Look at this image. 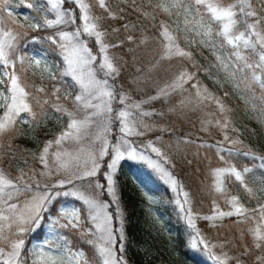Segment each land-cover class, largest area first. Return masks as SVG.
I'll list each match as a JSON object with an SVG mask.
<instances>
[{
  "label": "snow or ice",
  "instance_id": "6c2138e0",
  "mask_svg": "<svg viewBox=\"0 0 264 264\" xmlns=\"http://www.w3.org/2000/svg\"><path fill=\"white\" fill-rule=\"evenodd\" d=\"M66 2L69 0H45L47 11L54 13L55 19H49L45 15L40 21H34L25 26L19 23L12 11L8 10L7 6L10 0H0V7L7 11L12 23L20 28L27 27L39 30L42 27L54 28L75 24L77 19L82 21V25L77 27L75 31L59 30L46 37L52 44L57 45L64 63L67 65L62 74L71 76L80 91L74 98L75 110H69L60 104H52L57 112L68 116L69 123L66 130L62 131L55 140L45 142L39 156L36 157L44 166V170L37 172L30 169L29 174L23 169H19V174L13 178L10 173L0 167V264H27L23 255L26 245L25 235L41 227L45 220V213L51 211L55 198L60 195L71 196L81 201L93 228L83 229L81 209L68 207L57 209V215L51 219V237L32 249L31 264H90L85 252L82 249H72L69 246L70 241L59 234V229L78 230L82 237L91 234L93 238L86 239L85 243L95 249L100 264H127L122 255L117 256L116 254V236L112 228V214L107 211L109 204L101 201L95 191L104 189L105 185L99 181L93 183L89 178L97 176L101 168L100 160L111 153V162L107 165L109 171L104 173L107 182L106 191L111 196L112 202L117 204V216L122 217L114 179L117 165L125 155L130 158L146 159L142 153L138 154L135 148L129 147L130 141L125 137L143 135L142 131H138V127L151 128L150 125L144 123L142 117L153 115L154 110L145 111L142 105L162 97L166 99L173 91L178 88L182 89L183 85L192 80L195 75V73H189L187 69H182L175 79L160 87L156 95L128 103L131 101V96L126 92L117 93L115 85L109 83L108 77L115 80L120 75V68L114 62V58L108 54L110 47H118V45H110L104 41L103 37L106 33L101 31L99 26L101 17L92 13V6L87 0H70L78 7L79 17L76 16L74 9L63 7ZM96 2L100 8L108 11L109 16L115 18V14L107 9L105 0H96ZM149 4H151V0H149ZM26 6L28 8L34 7L32 3H27ZM154 8L169 16L175 15L178 20L182 16L183 30L194 33L195 36L200 37L199 43L201 45L213 50L216 55L217 66L225 72L226 79L234 81L236 88L243 84L245 90L252 93V99H260L264 102V0H158ZM173 9L176 11L173 12ZM143 15L148 17L151 14L144 12ZM24 19L29 20L30 18L25 16ZM152 19L155 17L152 16ZM160 29V36L163 37L160 59L187 58L195 65L192 53L180 46V37L176 30H170V26L165 21H160ZM113 31L118 30L113 29ZM85 34L89 37H95V41L99 45V52L103 54L102 62L97 68L92 67L93 62L96 61V56L92 54L87 43L80 39ZM26 36L27 31L21 33L9 29L0 32V66H2L0 85H5V88L0 90V108L4 109L0 115V150L4 148L3 138L5 135L13 132L21 134L18 127L19 123L32 124L37 121L38 113L33 110L32 102L41 109L40 115L44 114V105L49 103L47 99H42L39 95V93L46 91L43 86L31 85L26 78H22V75L18 74L17 61L20 64V73H27L29 69L37 68L41 69L42 79L44 73H47L49 78L56 79V76L51 72V67L44 60L17 55L19 43ZM32 39L37 38L33 37ZM127 39L132 41L133 37L128 36ZM184 39L188 43L187 37ZM146 40L147 37L141 43ZM191 43L195 44L196 41L192 40ZM224 48L231 49L228 56L218 54L219 50ZM97 72H102L105 78H98ZM33 87L36 94L28 90ZM192 87L196 88L195 96L198 103L203 104L206 101H211L217 105L223 122L218 119L215 123L221 129H228L231 125V119L227 113L231 112V109L219 97L208 92L207 88L199 87L198 83L193 84ZM257 88L261 92L260 97L256 96L255 90ZM59 91L60 89H54L52 95H56ZM117 95L120 97L119 103L124 105V108L119 110L116 115V119L120 121L121 125L120 132L124 135L121 136L120 143L110 145L107 134L111 130L112 117L110 114L113 112L111 102ZM57 100H59V96H57ZM183 103L184 101H181V104ZM245 103L248 104L249 100L245 99ZM251 107L253 111L256 110L255 104H251ZM132 109L136 111L133 112ZM81 111L84 115L82 118H78V113ZM261 111L264 112V108ZM22 113H26L28 118H23ZM158 114L163 115V113ZM261 122H264V119ZM232 130L238 131L235 128ZM85 137H89L93 144L99 142V147L88 151L80 148L76 155L67 151L57 150L53 152L51 155L54 157L53 163L56 174L63 178L57 179L51 184L47 183L46 181L53 176L49 165V149L53 144L58 149L68 140L79 145ZM224 140L233 145L242 144V141L238 139L230 140L227 133L224 135ZM11 147L10 137L8 148L11 149ZM147 147L157 156L167 160L161 149L155 147L151 141L148 142ZM236 150L239 151V149ZM242 154L261 161L259 167L264 169V155H257L250 150L244 151ZM2 156L3 152L0 151V159ZM221 158L223 159V157ZM149 163L163 174L173 190L177 189L178 182L170 172L158 162L149 160ZM250 171L252 170L248 167L242 171L235 167L216 169V190L222 191L223 177L228 174L234 176L244 186L245 190L251 193L252 189L248 187L244 179L245 174ZM76 181L89 182L77 187ZM66 185H72V188L63 192L53 191L54 189H63ZM25 192L33 194L23 204L11 202ZM183 197V203L177 200L181 210H184V205L190 203L187 192H183ZM231 203L232 211L224 212L217 209L216 215L204 217V219L214 220L232 215L242 216L246 220L252 219L255 221V226L249 228V233L253 238L252 244L256 249L264 248V205L260 206L259 220H256L255 217L246 215L250 210L239 204L236 196L231 197ZM186 218L189 226L195 231L190 246L196 248L202 244L204 248L209 249L211 254L209 245L201 237L199 230L196 229L190 208L187 209ZM120 222L123 225L122 218ZM119 239L124 240L122 226L119 229ZM53 240L57 242L55 249H52ZM61 241L63 243H60ZM123 251L124 246L121 243L119 252L123 253ZM248 253V246L245 245L243 255H248ZM213 259L217 260L218 264H226L227 259H235L236 264H243L239 258L226 257L225 260H221L220 257L213 256ZM255 264H264V254L256 257Z\"/></svg>",
  "mask_w": 264,
  "mask_h": 264
},
{
  "label": "rangeland",
  "instance_id": "374dc122",
  "mask_svg": "<svg viewBox=\"0 0 264 264\" xmlns=\"http://www.w3.org/2000/svg\"><path fill=\"white\" fill-rule=\"evenodd\" d=\"M87 2H89L90 4L92 2V4L99 7L96 0H87ZM27 3H32L34 7L28 8L26 6ZM105 3L107 9H109L112 13H114L115 10L118 9L119 6L123 3H131L133 7H135L137 4H135L134 0H105ZM154 5V2H152L151 4H149L148 2L146 9L135 8L136 12L138 13L136 19L139 23H128V27L126 28L124 26L121 30L126 32L134 28L144 29L146 27L145 19L151 18V15L145 17L143 13L148 12L150 14H153L154 10H156V8H154ZM7 8L8 10L13 12L15 18L19 21V23L25 26L34 21H40L45 15H47L49 19H55V14L47 11L45 0H10V3ZM99 9L101 10V12L99 13L100 15L96 14V16L101 17V15H103L102 13L105 12L107 13V15H109L108 11H106L105 9L100 7ZM127 9L128 8L123 11L121 10L120 13L127 11ZM175 11L176 10L173 9V12ZM25 16L29 17L30 19L25 20ZM160 21H165L170 26V30H176L180 37H187L188 43L186 44L188 47L184 46L183 43H180V46L185 50L190 51L192 53V57L194 55L193 53L195 52L202 53V51H206L208 57L206 59V66L211 67V73L213 74L210 73V81L213 85L218 88H223L224 86L228 88H236L234 87L235 82L226 79L225 72L217 66L216 55L214 54L213 50L210 47H205L201 45L199 43L200 37L195 36V34L192 32H185L183 30L184 24L182 16L178 20L175 15H172L171 19L159 20L158 24H155L156 22L153 21V19L151 18L150 24H153V28H156L155 30H153L152 26L149 25L148 29L151 28L149 30L155 32L153 33V35H145L141 37V40L134 44V48H131L132 50L127 52V55L124 57V59L119 61V55H115L114 53L112 54V52L108 49V54L114 58V62L120 68V75L116 77L115 80H113L111 77H108L109 83L115 85L117 93L126 92L131 96V101H128V103H131L132 101H140L143 99H147L149 96L156 95L160 87H163L166 83H170L173 79H175L178 73L182 69H184L183 61H186L187 58L173 57L170 60L160 59V55L162 52L161 41L163 40V37L160 36ZM100 22L103 23V20H100ZM73 25L75 24L54 27L51 34H48L47 36H43L41 38L36 37L37 39L35 40H26L23 46V52H20L22 48L17 52V55H24L26 57H36L44 60L51 67V72L56 76V79L53 80L49 78L47 73L43 74L44 78L42 79L41 69L37 68L29 69L27 73H20V64L17 61L18 74H21L22 78H26L27 82L31 85L43 86L46 91L44 93H39V95L42 99H47L49 103L44 105V114L40 115L41 109L37 107L34 102H32L33 110L38 113L37 121H34L32 124L19 123L18 127L20 129L21 134H16L14 132L8 133L10 136L13 137V139H15V142L11 143L12 147L9 150H11V152L17 156V162L15 163L13 171L6 170L5 167H2L1 165L0 167H2L6 172L10 173L13 178L19 174V169H23L26 173L29 174L30 169H34L37 172L43 171L44 166L36 157L39 156V153L44 147L46 141L55 140L56 137L62 131L66 130L67 124L69 123L68 116L61 112H57L55 108L52 107V104H60L69 110H75L74 98L77 94H79V87L72 80L71 76H65L62 74L64 69L67 67V65L64 63L63 56L61 55V52L58 49L57 45L52 44L51 41L46 39V37L54 34L59 30L75 31L74 29H69ZM81 25L82 21L77 19L76 28ZM9 29H14L15 31L21 33L27 31V34L31 30H33L27 27L20 28L16 24H13L11 19L7 15V11L0 7V32ZM113 29L108 30V32H106V35L103 37L106 43L110 37L116 38L119 35L117 34L118 32L113 31ZM145 37H147V40L144 43H141V41L144 40ZM86 38L88 39L90 37L86 34L80 37L81 40L87 43ZM192 40H195L196 43H191ZM217 43H219V41H217ZM87 46L89 49H91L92 54L96 56V61L93 62L92 67L97 68L99 63L102 62L103 54L99 52V45L96 43L95 37L90 40V44H87ZM196 46L202 48L203 50L198 49ZM42 47L46 48L49 53L55 54L59 58V60L55 59L53 55L48 56L46 51L42 50ZM218 54L228 56L229 52L227 51V48H224L220 49ZM153 65H155V67H153ZM123 69H126V71L130 70L133 72H130V74L126 77L122 75ZM137 69H139V71H137ZM203 71L202 73L204 75H208L209 70L206 69L204 72ZM57 72L59 73L58 76ZM0 76H2V66H0ZM97 76L100 79L105 78L102 72H97ZM122 81L124 83H122ZM193 84H197V82H192L190 84H188L187 82L183 85L182 89L178 88L176 90L178 92V101L170 97L173 92L166 99L163 97L160 98L163 100L164 113L162 111L158 113H163L164 115L172 111L174 117L180 118V120L182 121L181 127L185 125L187 128V131L185 132V137L174 138V135H169V124L163 122L159 123L156 119H153L154 117H152V115L142 117L144 123L151 126L150 129L138 127V131H142L144 133L143 135H131L125 137L128 141H130L129 147L135 148L137 153H142L146 157V159L130 158L125 155V157L121 159L119 161V164L117 165V170L114 174V179L116 181V192L119 201L118 206L120 212L122 213V217L117 216V204L112 202L111 196L106 191L107 182L104 178V173L109 171L107 165L111 162V153L109 155L104 156L103 159L100 160L101 168L97 176L89 178L93 183L99 181L101 184L105 185L104 189H99L95 191L101 201L109 204L107 211L112 214V228L116 236V254L117 256L122 255L127 261V264H161L159 261L153 259L155 249H153L151 246L157 243L167 244L166 242L170 240V236L173 234V230L167 222L166 216L160 210L159 207L162 202L160 194H158L155 190L147 187L144 184L141 179V176L139 175V171L142 170L144 173H148L149 180L154 181L156 185H159L163 190L169 192L170 198L165 199V202H169L171 203V205L175 206L181 219L186 223L188 227H190L187 222L186 212H184V210H181L180 204L177 203V200L183 203L184 191L180 189L179 184L177 189L173 190L171 184L166 181V178L161 172H159L156 168L152 166V164L149 163V160L158 162L163 168H165L168 172L172 174L169 165L172 164L174 154L178 153L179 151L181 152V149L183 148L191 150L194 153H198L203 151L204 147L212 145L214 142H216L214 143V149L215 153H218L217 163L219 162V148H222L221 146H219V129H221V127L214 123L215 129H208V124L203 121V119H205L207 116L205 108H203L204 103L200 104L197 102V98L195 96L196 88L192 87ZM201 84L198 83V86L205 88L204 84ZM2 86L5 85H0V90L4 89L2 88ZM122 86L125 87L123 88ZM54 89H60V91L56 95H52ZM236 89H238V94L242 101L248 99V97L244 93V90L241 87ZM28 90L33 92V94H36L34 87L29 88ZM57 96H59V100H57ZM119 99L120 97L119 95H117L116 98L111 102L113 108V112L110 114V116L112 117L110 124L111 130L107 134V138L110 142V145L120 143L121 136L124 135L120 132V121L116 119V115L119 110L124 108V105L119 103ZM154 101L149 104L142 105V108L145 111L154 110V112H156L157 109L151 107ZM181 101H184V103L181 104ZM249 102H251L250 104H254L252 103V101ZM208 106H213V108L216 109V120L219 119L221 120V122H223V118H219V115L221 114L217 109V105L215 103H209ZM179 108H181L182 110L178 111ZM251 108L252 107L250 105V109ZM3 111L4 109L0 108V115H2ZM132 111L135 112L136 110L132 109ZM83 115L84 113L82 111L79 112L78 118H82ZM21 116L23 118H28L26 113H22ZM158 116L160 115L158 114ZM201 124L202 126H199ZM231 125L228 129H232ZM236 126V128L238 129V131H236L237 135L232 134L228 136H233L234 138L242 137V130H240V126ZM228 129L221 130L227 131ZM225 133L226 132H223V136L225 135ZM6 136L7 135H5V137ZM5 137L3 138V142H5ZM149 141H151L155 147L161 149L164 156L167 157V160H164L160 156H157L156 153L152 152L151 149L147 147ZM98 147L99 142L93 144L89 137H85L79 145H77L71 140L65 141L59 149L55 144H53V146L49 149V165L52 169L53 176L50 180L46 182L51 184L54 183L57 179L63 178L61 175L56 174L55 166L53 163L54 157L51 155L53 152L57 150L67 151L72 153L73 155H76L80 148H83L85 149V151H88ZM229 167H233L232 164L227 161H223L222 166H219V164H214L207 169L210 177L209 185L214 191L221 192L216 190L215 170L218 168ZM172 176L175 178L173 174ZM224 177L222 187L224 185ZM25 178L27 179V177ZM88 182L89 181H76L75 184L77 187H79L81 184H87ZM71 188L72 185H66L63 189H54L53 191L63 192ZM40 190L42 191L43 189L41 188ZM32 194L33 193L31 192L21 193L19 197L15 198L11 202L23 204V202L29 199ZM254 196L257 201H262L264 203V179L261 178L259 184L254 189ZM189 204L184 205V209H188ZM229 206L230 209L228 211H232L233 206L231 203V199L229 200ZM63 207L81 209L83 229L87 230L93 228V225L88 218L85 206L82 204L81 201L71 196L60 195L56 197L53 202V206L51 207V211L45 213V220L43 221L41 227L36 231L29 232L25 235L26 245L23 255L27 264H31V261L33 259L31 256L32 249L35 248L38 244H42L45 239H49L51 237V219L52 217L57 215V209ZM216 213L217 211L212 216L216 215ZM192 215L196 226V220L198 218H202L203 216L196 213H192ZM121 218L123 220V225H121L120 222ZM130 218H134V220L139 223L140 227L148 236V242L150 244L147 243L145 246H142V244H140L139 242H135L128 235L127 224L129 223ZM121 226L124 229L123 241L119 239V229ZM70 232L75 233L81 240L73 241L72 238H70L68 235ZM59 234L65 236L67 240L70 241L69 246L72 249H82L87 255L90 264H100V260L99 257L96 255L95 249L91 245L85 243L86 239L93 238L91 234L86 237H82L78 230L68 229H59ZM193 236L195 235L190 236V245ZM82 241L84 242V244L89 246V250H87L84 246L81 245ZM56 243L57 242L53 240L52 249L56 248ZM60 243L63 242L61 241ZM121 243H123L124 246L123 253L119 252V245ZM198 246L203 245L201 244ZM210 248H212V245L210 246ZM216 255L219 257V253H216Z\"/></svg>",
  "mask_w": 264,
  "mask_h": 264
},
{
  "label": "trees",
  "instance_id": "16d2710c",
  "mask_svg": "<svg viewBox=\"0 0 264 264\" xmlns=\"http://www.w3.org/2000/svg\"><path fill=\"white\" fill-rule=\"evenodd\" d=\"M134 1L135 4L137 3L135 7H133L131 3H123L120 5L114 12V14H117L115 15V18L107 15L106 12L102 13L101 20H103V23L99 22L100 30L105 33L113 28L118 30L117 34L119 35L116 38L110 37L111 39L109 38L107 43L110 45H118V47H110L109 50L112 54L119 55V61L124 59L127 52L131 51V48H134V44L139 42L141 37L145 35H153L155 31L152 32L149 30L151 28L148 29L149 25L153 28V24H150L152 16L155 17V19H153V21L156 22L155 24H158L159 20L171 19V16L156 9L154 10V13L151 14V18L145 19L146 27L144 29L134 28L126 31V33L121 30L124 26L128 23L138 22L136 19L138 13L135 8L146 9L147 3L149 2V0ZM152 2L156 4L158 0H151V3ZM91 6L94 15H98L101 12L99 7L92 4V2ZM63 7L65 9H74L76 16L79 17L80 13L78 7L71 3L70 0L69 2H66ZM126 8H128L127 11L120 13L121 10L123 11ZM155 28L156 27H154L153 30H155ZM53 29L54 28H42L39 30H31L27 36L20 41L18 50L22 48V50H20L22 53L26 40L32 39L33 37L41 38L47 36L48 34H51ZM69 29L75 30L76 23ZM128 36H132L133 40L129 41L127 39ZM92 38H94V36L88 39L86 38L87 44H90ZM179 43H183L184 46L188 47L183 37H180ZM196 47L203 50L198 46ZM42 50L46 51L48 56L53 55L55 59L59 60L55 54L49 53L46 48L42 47ZM227 51L230 54L231 50L227 48ZM193 54L195 65L188 59L183 61V68L187 69L189 73H195L193 79L188 81V84L192 82H197L199 84L203 83L208 92L219 97L221 101L231 109V112L227 113L231 119V127L232 129H237L236 125L240 126L242 137L237 136L238 138H234L233 136H229V138H231L230 140L238 139L242 141V144L233 145L229 141L223 139V132H226L227 135H237L236 131H233L232 129H228L227 131L219 129V146L222 148H219L218 163V153H215L214 149V143L216 142H214L212 145L204 147L203 151L198 153H194L185 148L181 149V152L179 151L173 155L174 158L172 164L169 165L180 189L189 194V208L191 209V212L203 216L196 220V229L199 230L201 236L206 240L209 248L212 245V248H210L211 254L209 249L204 248V246H198L196 248L190 246V236L195 235V231L191 227H188L181 219L175 206L171 205L169 202H165V199L170 198L169 192L163 190L159 185H156L154 181L149 180L148 173H144L142 170L139 171V175L144 184L160 194L163 202H161L159 206L160 210L166 216V220L173 230L170 240L166 242L167 244L157 243L151 246L155 249L153 259L159 261L161 264H218L217 260L213 259V256H217L216 253H219L221 260H225L226 257L239 258L243 261V264H255L256 257L264 254V248L256 249L252 244L253 238L249 233V228L255 226L254 220H246L244 217L237 215L225 216L214 220L204 219V217L212 216L217 209L219 211L228 212L230 209L229 200L232 196H236L239 204H242L244 208L250 210L246 215L255 217L256 220H259V209L264 203L255 199L254 189L259 184L261 178L264 179V169L259 167L261 161L253 159L251 156H244L242 153L250 150L257 155H264V122H261L262 119H264V112L261 111V109L264 108V102L260 99H252V93L246 91L244 85L240 84V87L244 90L248 100L256 105V110L253 111L252 108L250 109L251 102L246 104L245 101L241 100L238 94V89L225 86L223 88H218L213 85L210 81V75L213 74L211 73V67L206 66V59L208 58L206 51H202V53L195 52ZM206 69L209 70L208 75L202 73V71H205ZM130 72L133 71H126V69H123L122 75L127 77ZM58 75L59 73L57 72V76ZM122 83L124 82L122 81ZM122 87L124 88L125 86ZM2 88H5V86H2ZM255 92L256 96L260 97L261 92L258 88ZM225 93H227V95H225ZM170 97L178 101V92L173 91ZM209 103L213 102L206 101L203 104V108H205L207 114L203 121L208 124V129H215L214 123L217 118L215 115L216 109H214L213 106L209 107ZM151 107L157 109L152 115V117H154L153 119H156L159 123L163 122L169 124V135H174V138H182L186 136V126L183 125L181 127L182 121L180 118L174 117L172 111L158 116V112L162 111L164 113L162 99L155 100ZM179 110L182 109L179 108L178 111ZM219 118H223L222 115H219ZM199 126H202V124ZM10 137L11 143L15 142V139L7 134L5 142H3L4 150H2L3 156L2 159H0V165L5 167L6 170L13 171L15 163L17 162V156L8 148ZM228 149H231V151H228ZM236 149H239V151ZM221 157H223V159ZM223 161L229 162L237 170L242 171L245 167L252 170L244 176L245 183L252 189L251 193L247 192L244 186L237 181L234 176L228 174L224 177V185L221 192H216L211 188L209 185L210 177L207 169L214 164L222 166ZM184 212H187V208L184 209ZM127 229L128 235L135 242H139L142 246H145L147 243L150 244L148 242V236L134 218H130L129 223L127 224ZM68 235L73 241L81 240L75 233L70 232ZM81 245L89 250V246L84 244L83 241L81 242ZM245 245H247L249 249L248 255H243ZM226 264H236V261L235 259H227Z\"/></svg>",
  "mask_w": 264,
  "mask_h": 264
}]
</instances>
